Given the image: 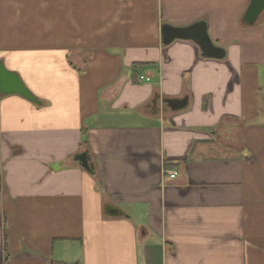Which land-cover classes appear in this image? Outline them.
Instances as JSON below:
<instances>
[{
	"label": "crops",
	"instance_id": "obj_1",
	"mask_svg": "<svg viewBox=\"0 0 264 264\" xmlns=\"http://www.w3.org/2000/svg\"><path fill=\"white\" fill-rule=\"evenodd\" d=\"M250 1L0 0V62L41 102L0 96V264H264ZM200 21L224 58L163 43Z\"/></svg>",
	"mask_w": 264,
	"mask_h": 264
},
{
	"label": "water",
	"instance_id": "obj_2",
	"mask_svg": "<svg viewBox=\"0 0 264 264\" xmlns=\"http://www.w3.org/2000/svg\"><path fill=\"white\" fill-rule=\"evenodd\" d=\"M263 12L264 0H251L244 13L242 22L248 26H254ZM162 40L165 45L175 40H193L201 48L204 57L221 59L225 56L224 51L216 47L211 41L205 21H200L188 28H174L164 25L162 28ZM9 95H19L30 102L41 104L40 100L32 94L20 76L16 72L7 69L4 63L0 62V96ZM76 161L80 162L85 170H91L86 154L77 156Z\"/></svg>",
	"mask_w": 264,
	"mask_h": 264
},
{
	"label": "built area",
	"instance_id": "obj_3",
	"mask_svg": "<svg viewBox=\"0 0 264 264\" xmlns=\"http://www.w3.org/2000/svg\"><path fill=\"white\" fill-rule=\"evenodd\" d=\"M144 79V77H140V80ZM149 79H147L148 81ZM166 174H168L170 176L171 179H174L178 173L176 171H172V170H166Z\"/></svg>",
	"mask_w": 264,
	"mask_h": 264
}]
</instances>
